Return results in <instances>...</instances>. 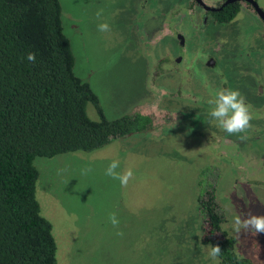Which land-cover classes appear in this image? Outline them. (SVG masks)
<instances>
[{"label": "rangeland", "instance_id": "1", "mask_svg": "<svg viewBox=\"0 0 264 264\" xmlns=\"http://www.w3.org/2000/svg\"><path fill=\"white\" fill-rule=\"evenodd\" d=\"M142 1L60 0L75 73L100 97L106 116L117 119L144 113L152 116L154 126L149 133L116 139L93 152L35 160L40 173L37 198L42 215L53 225L58 264H212L201 250L206 224L199 199L205 190H215L210 175L205 174L211 165L197 132L201 123L182 111L177 113V106H191L188 101L178 100L183 101L180 105L161 101L159 108L153 104L142 29L144 19L158 16V12L145 14ZM261 4L264 6V0ZM99 9H103L110 32L97 31ZM233 28L223 31L230 35ZM209 36L215 37V33L211 31ZM239 43L233 44V51L239 49ZM218 46L216 41L211 49ZM228 58L224 56L221 66L230 78V70L237 71L241 59L251 60L252 51L245 48ZM88 114L99 120L92 105ZM112 160H118L121 169L133 170L126 187L105 175ZM86 167L92 171L81 175ZM60 168L67 171L58 174ZM226 212L223 230L237 239V254L251 264H264L258 258L262 249L264 255V248H259L260 256H253L252 235L234 233L232 212ZM110 213L117 215L123 236L115 234Z\"/></svg>", "mask_w": 264, "mask_h": 264}, {"label": "trees", "instance_id": "2", "mask_svg": "<svg viewBox=\"0 0 264 264\" xmlns=\"http://www.w3.org/2000/svg\"><path fill=\"white\" fill-rule=\"evenodd\" d=\"M89 105L99 120L90 118ZM150 125L141 114L109 119L76 75L60 0H0V264H58L53 225L37 198V158L93 152ZM199 206L202 243L221 248V264H251L223 230L214 190L204 191Z\"/></svg>", "mask_w": 264, "mask_h": 264}, {"label": "flooded vegetation", "instance_id": "3", "mask_svg": "<svg viewBox=\"0 0 264 264\" xmlns=\"http://www.w3.org/2000/svg\"><path fill=\"white\" fill-rule=\"evenodd\" d=\"M142 7L145 14L158 12V16L144 19L142 29L148 90L153 104L159 108L161 101L180 105L183 101L178 100H185L191 105L183 109L177 106L176 110L201 123L197 132L211 165L205 174L213 181L211 187H215L223 225L228 219L227 210L232 212L230 215L243 212L245 218L248 212L264 215V6L261 0H144ZM234 14L230 21H225ZM227 27H234V33H224ZM211 31L215 37L209 36ZM216 41L219 46L213 50L211 46ZM236 42H240L236 46L239 49L233 51ZM245 48L252 51L251 60L241 59L238 70H230V78L225 76L221 66L224 56L230 60ZM250 54L248 51L247 55ZM221 88L238 89L246 98L252 127L243 134L247 136L245 140L239 139L240 134L230 136L208 122V101ZM141 115L151 121V128L142 133L151 132L152 116ZM252 238L251 253L258 257L259 248H264V233ZM262 255L258 258L264 260Z\"/></svg>", "mask_w": 264, "mask_h": 264}, {"label": "clouds", "instance_id": "4", "mask_svg": "<svg viewBox=\"0 0 264 264\" xmlns=\"http://www.w3.org/2000/svg\"><path fill=\"white\" fill-rule=\"evenodd\" d=\"M97 31L100 33H106L111 31V26L103 18V9H99L96 12ZM26 59L32 63L36 61L35 53L29 52ZM209 109L207 111V117L209 123H214L219 129L226 132L228 135H239V139H247L246 135L249 128L252 127V116L249 111V106L246 103V98L241 94L238 89L233 88H221L215 95V97L208 101ZM67 171L66 168H60L57 170L58 174H62ZM90 167L81 169V175H87L91 172ZM105 175L119 180L121 187H126L129 181L133 178V170L128 167L121 169L120 162L118 160H112L105 170ZM247 218L243 212L232 214L230 217L231 228L234 233L240 234L241 231L251 232L252 235L264 233V215H255L248 212ZM109 221L113 228L117 229L116 235L123 236L124 233L119 230L120 221L115 213L109 214ZM202 251H206V258L210 259L212 264H219V257L221 254V248L213 246L211 244L205 246L202 245Z\"/></svg>", "mask_w": 264, "mask_h": 264}]
</instances>
